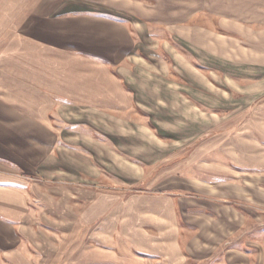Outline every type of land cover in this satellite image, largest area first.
<instances>
[{
    "label": "rangeland",
    "instance_id": "1",
    "mask_svg": "<svg viewBox=\"0 0 264 264\" xmlns=\"http://www.w3.org/2000/svg\"><path fill=\"white\" fill-rule=\"evenodd\" d=\"M228 1L237 2L123 0V10L115 14L126 22L134 49L125 60L141 70L143 66L130 62L137 55L153 64L147 71L169 75L171 86L179 88V97L189 106L187 125L167 124L164 130L165 119L154 115L151 129L161 147L149 151L159 155L146 162L130 159L141 166L131 181L104 175L102 183L90 181V188L78 190L82 186L58 183L48 168L33 175L1 173L0 215L10 221L11 238L0 248V264H264V167L261 174L231 175L232 184L226 182L225 148L216 159V150L228 137L243 133L244 124L252 130L251 120L243 116L246 107L264 103V67L228 57L250 52L253 42L238 17L226 13ZM55 3L63 12L110 11L102 0H0V121H25L27 131L34 129L35 110L32 103L20 110L24 104L19 102H30L34 94L23 90L29 94L20 95L21 88L76 71L70 61L75 49L61 43L65 30H58V50L36 40V28L43 22L36 7ZM52 55L59 57L56 66L54 59L51 66L46 61ZM180 80L182 85L177 84ZM85 113L78 110V122ZM79 125L95 133V128ZM66 129L60 134L69 140ZM28 137L30 160L36 137L30 132ZM92 137L104 138L97 133ZM17 144L11 149L18 151ZM76 144L92 155L82 141ZM213 171L220 173L219 180ZM19 196L32 217V241L22 236L25 230L19 226L24 206L3 203ZM168 215L169 223L163 219Z\"/></svg>",
    "mask_w": 264,
    "mask_h": 264
},
{
    "label": "crops",
    "instance_id": "2",
    "mask_svg": "<svg viewBox=\"0 0 264 264\" xmlns=\"http://www.w3.org/2000/svg\"><path fill=\"white\" fill-rule=\"evenodd\" d=\"M240 1L237 0L235 4L228 1L227 8L230 9L226 13L234 18L237 16L239 23L246 26L244 31L253 40L248 44L250 52L255 53L241 50L242 53L238 54L240 57H232L230 54L228 57L253 63L256 67H264V0ZM104 3L108 4L106 8L110 11H100L98 15L88 10L63 12L65 10L60 11L56 3L48 4L44 9L36 7L35 12L43 16L41 26L36 28L40 34L37 42H41L48 49L58 50V30H65V38L61 43L75 49L70 61L76 65V71L62 77L51 76L50 82H36V86L21 88L20 95L29 94L23 90L30 92L29 96L34 94L30 102L21 99L19 102L20 105L24 104V107H19L20 110H27L26 105L32 103L34 108L31 109L35 110L32 120L34 129L27 131V122L22 120H19V125L0 121V139L3 138L4 144L0 151V159L3 161H0V174L33 175L38 169L44 172L48 168L56 175L58 183L82 186L78 190L90 188V181L102 183L104 175H114L131 181L138 175L141 166L130 159L146 162L147 157L159 155L149 151L155 146L161 147L151 129L154 115L165 119L162 124L164 130H167V124L181 126L182 129L186 127L187 124L184 123L186 116H190L187 114L189 106L180 98L179 88L171 86L169 75L147 71V67H153V64L139 61L137 55L130 62L143 66L141 70L133 69L128 60H125L131 58L134 49L126 22L115 14L123 10V0H102V7ZM238 3L239 7L236 8ZM247 11L249 13L245 15ZM62 13L63 16L59 17ZM60 21L66 24L57 23ZM76 51L78 54H75ZM57 56L52 55L46 60L50 66L53 59L56 66L59 60ZM163 66L160 65L161 68ZM182 83L180 80L177 84ZM78 110L86 112L82 116V122H78ZM196 115L198 114L194 116ZM243 116L251 120L252 130L249 131L247 124H244L243 133L228 137L225 145L216 150V159L219 160L218 152L225 148L223 153L227 158V183L234 182L231 175L261 174L264 167V103L247 106ZM79 123L95 128V133L104 138L95 139L92 137L94 131L91 132L85 125L81 128ZM63 127H67L66 131L70 133L67 136L69 140L60 134ZM28 132L36 137L35 152L30 160L26 155L27 143L32 142ZM78 140L82 141L84 148L90 149L92 155L83 152L85 150L76 144ZM64 141L68 143L67 146L62 145ZM14 143H18V151L11 149ZM213 174L216 175V180L221 178L219 172L213 171ZM235 186L241 187L239 184ZM10 189L13 194L20 195L15 192V188ZM20 197L13 200L5 198L3 203L9 207L10 204L16 205L12 201H17L19 208L23 209L24 206L19 226L25 230L22 236L32 241L33 232L28 228L32 217L28 215L25 198ZM153 203L154 206L159 204L158 200ZM170 216L163 219H167L169 223ZM0 225L2 248L10 243L11 224L8 218L0 215ZM12 230L15 231V227L12 226ZM131 232L134 236L133 230Z\"/></svg>",
    "mask_w": 264,
    "mask_h": 264
}]
</instances>
